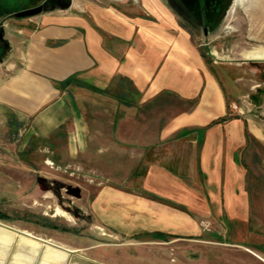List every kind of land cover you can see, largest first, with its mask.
Listing matches in <instances>:
<instances>
[{"label": "crops", "instance_id": "obj_1", "mask_svg": "<svg viewBox=\"0 0 264 264\" xmlns=\"http://www.w3.org/2000/svg\"><path fill=\"white\" fill-rule=\"evenodd\" d=\"M73 6L5 27L9 47L0 59L6 70L0 79V107L14 114L12 123L23 128L28 142L45 141L55 160H80L87 168L95 161L102 171L106 169L99 163L108 156L111 170L120 167L116 135L126 124L129 132L123 149L134 176L141 175L145 193L175 205L155 206L159 209L152 220L146 219L151 213L142 212V223L160 229L174 226L179 233L190 223L185 213L189 210L209 222L219 219L224 226L247 230L251 192L243 158L253 141L264 146V123L252 114L231 112L235 98L249 95L235 92L241 77L224 80L217 74L175 13H129L115 6L82 13L73 11ZM59 10L62 13L55 12ZM252 55L264 57V50ZM69 79L70 84L62 83ZM92 97L95 108L104 109L103 100L113 98L126 114L118 118L113 111L106 126L102 121L93 127L84 108ZM169 97L190 106L176 107L155 125L146 117L136 119L145 108L170 103ZM170 139L187 146L181 152L184 157L167 150L153 157ZM137 153L143 162L138 166ZM190 176L197 180L190 181ZM106 188L102 192L108 195L124 193V202L139 210L154 207L146 196ZM106 203L99 207L103 212L109 210Z\"/></svg>", "mask_w": 264, "mask_h": 264}, {"label": "rangeland", "instance_id": "obj_2", "mask_svg": "<svg viewBox=\"0 0 264 264\" xmlns=\"http://www.w3.org/2000/svg\"><path fill=\"white\" fill-rule=\"evenodd\" d=\"M73 3V11L82 13L111 6L129 13H173L164 0H73ZM60 10L55 12L62 13ZM176 19L191 33L217 74L224 80L241 77L235 92L249 94L258 104V116H251L262 125L264 57L252 53L264 50V0H237L217 32L211 34L193 32L177 16ZM20 20H14L9 28L21 25ZM5 73V65L0 63V79ZM168 99L170 103L166 105L155 104L141 110L136 119L144 121L146 117L147 122L155 125L159 119L163 121L173 114L176 107L190 106L189 102ZM103 101L100 105L104 109L95 108V97L88 98L85 104L93 127L102 121L106 126L113 111L119 113L118 118L126 114L115 99ZM11 119H15L14 114L0 107V213L4 215L0 217V264H68L73 255L95 264H264V146L260 142L253 141L243 158L251 192V220L247 230L224 226V221L219 219L209 222L185 210L190 223L178 233L174 226L163 230L156 224L142 223V212L151 213L146 219L152 220L159 209L155 206L175 205L145 193L141 175L134 176L123 149L128 125L116 135L120 139L119 150H115L120 167L111 170L113 163L108 156L99 163L106 169L102 171L96 168L95 161L87 168L80 160L69 163L55 160L54 151L45 141L28 142L23 128H17ZM102 142L106 144L107 139ZM187 149L186 145L170 139L152 156L158 158L161 150H167L173 152L171 155L184 157L181 152ZM163 155L169 157L167 153ZM136 158L137 166L143 163H139L138 153ZM187 178L197 180L195 176ZM106 187L130 192L134 197L146 196L154 207L152 211L134 208L124 202V193L102 192ZM101 203H106L109 210L101 211ZM163 231L172 236L162 239L151 235Z\"/></svg>", "mask_w": 264, "mask_h": 264}, {"label": "flooded vegetation", "instance_id": "obj_3", "mask_svg": "<svg viewBox=\"0 0 264 264\" xmlns=\"http://www.w3.org/2000/svg\"><path fill=\"white\" fill-rule=\"evenodd\" d=\"M237 0H164L167 7L179 21L193 32L211 34L217 32ZM74 5L73 0H0V54L9 47L5 39V27H10L16 19H23L18 13L41 7L40 13L60 9L64 5ZM183 26V25H181ZM2 59V56L0 57Z\"/></svg>", "mask_w": 264, "mask_h": 264}, {"label": "built area", "instance_id": "obj_4", "mask_svg": "<svg viewBox=\"0 0 264 264\" xmlns=\"http://www.w3.org/2000/svg\"><path fill=\"white\" fill-rule=\"evenodd\" d=\"M231 110L238 115L258 116L257 107L249 95L241 97L238 101L231 103Z\"/></svg>", "mask_w": 264, "mask_h": 264}, {"label": "trees", "instance_id": "obj_5", "mask_svg": "<svg viewBox=\"0 0 264 264\" xmlns=\"http://www.w3.org/2000/svg\"><path fill=\"white\" fill-rule=\"evenodd\" d=\"M73 79H69V80H67V81H65V82H62L64 85H66V84H70V82L72 81ZM81 86H87L88 88H91L90 86H88V85H86L85 83H82V82H80L79 83ZM137 93H138V91H137ZM222 120H224V118L222 119ZM249 137H250V135H249ZM3 213H0V217H3L4 218V215H2ZM151 235L152 236H155V237H159V238H162V239H167V238H169V237H171L172 235H170V234H167V233H164V232H155V233H151Z\"/></svg>", "mask_w": 264, "mask_h": 264}, {"label": "water", "instance_id": "obj_6", "mask_svg": "<svg viewBox=\"0 0 264 264\" xmlns=\"http://www.w3.org/2000/svg\"><path fill=\"white\" fill-rule=\"evenodd\" d=\"M69 7H70V4L69 5H64L61 8L62 9H66V8H69ZM40 12H41V7H36V8L30 9V10L24 11L22 13H18V15H20L22 17H31V16H34V15L40 14Z\"/></svg>", "mask_w": 264, "mask_h": 264}, {"label": "bare ground", "instance_id": "obj_7", "mask_svg": "<svg viewBox=\"0 0 264 264\" xmlns=\"http://www.w3.org/2000/svg\"><path fill=\"white\" fill-rule=\"evenodd\" d=\"M58 213L65 215V212L63 211H58ZM65 262V261H63ZM68 264H95L90 261H87L83 258L77 257L76 255L71 256L69 263Z\"/></svg>", "mask_w": 264, "mask_h": 264}]
</instances>
